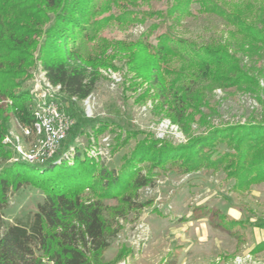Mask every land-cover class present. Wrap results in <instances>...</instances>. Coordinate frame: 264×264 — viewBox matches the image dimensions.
<instances>
[{"label": "trees", "instance_id": "16d2710c", "mask_svg": "<svg viewBox=\"0 0 264 264\" xmlns=\"http://www.w3.org/2000/svg\"><path fill=\"white\" fill-rule=\"evenodd\" d=\"M149 1L0 0V264H108L105 254L118 232L116 218L142 210L147 203L137 202L139 190L153 186L157 175L167 171L222 170L235 180V189L264 182V121L191 135L196 114L200 125L206 123L200 108L209 104L215 88H234L264 102L258 96L264 93V0H171V25L195 14L215 15L231 27L229 40L198 45L165 31L152 44L148 36L160 23L137 40L113 41L102 35L110 23L134 26L162 17V11L142 9ZM38 63L48 80L61 86L62 109L72 116L73 98L80 101L93 93L100 70L123 72V84L135 91L137 103L151 100L154 111L169 117L189 142L174 144L152 133L111 128L102 120L92 127L95 143L110 129L111 154L123 150L115 167L78 147L72 164L67 159L58 163L59 157L43 166L9 163L13 151L3 141L11 120L34 126L27 83ZM8 99L12 103L5 105ZM83 122L72 129L74 139L85 133ZM26 187L40 190L43 201L25 220L6 221L11 195ZM87 189L94 200L86 197ZM111 200L118 204H106ZM211 214L227 232L238 233L243 226L203 206L193 212L197 219ZM178 261L175 254L165 264Z\"/></svg>", "mask_w": 264, "mask_h": 264}, {"label": "rangeland", "instance_id": "374dc122", "mask_svg": "<svg viewBox=\"0 0 264 264\" xmlns=\"http://www.w3.org/2000/svg\"><path fill=\"white\" fill-rule=\"evenodd\" d=\"M170 3L171 0H150L142 5V9L162 11V17L149 18L145 23L134 26L110 23L102 35L113 41L137 40L152 24L160 23L159 28L148 36L147 41L152 44L156 43V36L165 31H172L198 45L230 39L231 27L215 15L195 14L179 24L171 25L172 19L167 15ZM198 8L197 3L192 4L194 11ZM41 71L42 65L38 63L32 70V79L27 83L29 87L34 86L35 75ZM100 71L102 76L96 82L93 93L80 101L73 98L76 101L73 113L75 124L63 141L57 157L70 149L76 151L77 147L81 152L93 148V157L105 160L112 167L117 166L123 150L111 154L110 145L114 135L110 129L101 134L95 143L92 127L102 120L107 121L111 128L117 126L126 131L152 133L155 138L169 139L174 144L189 142L187 134L169 117L163 112L158 114L154 111L151 100L145 104L137 103L135 91L126 90L123 84V72ZM258 96L263 98L264 93ZM11 103L9 99L4 102L5 105ZM208 103L200 108L207 118L206 123L200 125L201 116L195 115L191 129L193 136L206 133L213 127L264 121V102L250 93L234 88H215L208 95ZM80 121H84L85 133L74 139L76 130L72 129ZM25 128L28 127L19 126L12 119L8 133L17 135L23 151L28 153L32 139L24 141L22 129ZM139 138H143V135ZM9 148L13 151V157L8 162H16L14 159L19 154L12 146ZM40 165L28 163L27 167ZM234 184L235 180L227 178L222 170H202L191 174L167 171L158 174L153 186L138 192L137 202L147 203L146 206L116 218L118 232L106 251L105 261L108 264H165L171 255L177 254V264H264V245L258 251L254 250L264 242V182L254 183L246 189H235ZM85 194L90 200L95 199L92 190L87 189ZM43 199L40 190L22 188L11 195L5 210V220H25L37 210L38 203ZM106 204L114 206L118 202L111 200ZM201 206L211 209L213 213L240 220L243 226L238 228V233L233 234L217 226L214 214L197 219L193 212ZM47 264L53 263L48 261Z\"/></svg>", "mask_w": 264, "mask_h": 264}, {"label": "built area", "instance_id": "2783aa9c", "mask_svg": "<svg viewBox=\"0 0 264 264\" xmlns=\"http://www.w3.org/2000/svg\"><path fill=\"white\" fill-rule=\"evenodd\" d=\"M35 76L37 78L34 79V86L31 88L32 110L35 122L33 129H22L24 141L32 139L31 149L28 153L24 152L20 145V138L13 132L8 133L3 142L8 147L12 146V149L19 154V157L15 158L14 161L45 165L58 158L56 154L59 152L75 121L70 113L62 109V104L59 100L61 86L53 85L48 80L44 70ZM88 154L90 156L95 154L93 148L88 150ZM74 155L75 149H70L67 153L60 156L57 162L67 159L72 164ZM120 264L127 263L122 262Z\"/></svg>", "mask_w": 264, "mask_h": 264}]
</instances>
